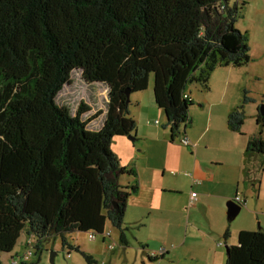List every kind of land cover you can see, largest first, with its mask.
Returning <instances> with one entry per match:
<instances>
[{"label":"trees","instance_id":"16d2710c","mask_svg":"<svg viewBox=\"0 0 264 264\" xmlns=\"http://www.w3.org/2000/svg\"><path fill=\"white\" fill-rule=\"evenodd\" d=\"M247 3L0 0V230L25 228L37 238L36 252L54 234L63 247L77 251L66 233L102 234L112 226L120 244L128 246L123 217L137 187L123 183L133 171L111 149L114 137L133 135L137 128L125 91H143L152 79L164 127L176 138L191 122L189 85L207 91L217 67L250 61L248 34L235 25ZM76 69L85 82L107 88L97 129L88 122L102 111L84 119L89 106L83 101L74 115L57 103ZM247 92L243 89L240 104L227 114L231 131L241 132L245 105L252 101ZM259 106L256 123L262 129ZM261 132L249 137L243 152L246 185L264 166ZM229 236L226 229L223 239ZM246 252L248 264H264L263 230L252 233ZM225 264H231L229 255Z\"/></svg>","mask_w":264,"mask_h":264},{"label":"crops","instance_id":"0c3cea01","mask_svg":"<svg viewBox=\"0 0 264 264\" xmlns=\"http://www.w3.org/2000/svg\"><path fill=\"white\" fill-rule=\"evenodd\" d=\"M238 68L217 67L212 72V99L197 93L196 85L188 88L190 97L196 99H193L191 108V122L173 140L169 128L164 127L165 115L160 108L149 103L148 95L147 101H144L142 93L131 95L135 108L144 102L149 106L145 113L140 109L130 110V115L137 122L133 134L135 140L116 136L111 149L120 163L133 171L123 179V183H133L137 187L128 198L123 227L147 229V234L137 236V242L148 258L149 249L164 246L166 252L159 259H164L165 264L173 263L181 249L186 247L187 236L190 235L188 254L206 258L211 264H225L228 255L231 264H248L246 246L250 237L256 230L264 231V166L247 185L242 173L243 152L249 137L260 130L264 136V130L256 123L258 99L250 96L252 101L245 105L247 113L255 110L252 112L253 123L245 121L240 133L231 131L226 124L227 114L240 104L242 98L245 75H240L243 72ZM237 75L238 80L233 81ZM151 88L153 90V83L149 82L148 90ZM103 116L104 111L102 120ZM182 137L188 138L189 145L181 143ZM191 192L196 193V199L190 204ZM179 194L185 195L188 202L180 203ZM237 195L244 200L239 204L242 209L239 213L250 219L239 228L231 224L233 219L228 220L226 216L227 201L234 200ZM185 203L186 211H190L188 218L192 217L194 222L181 241V234L175 236L171 228V214L175 211L181 214L177 223L179 230L185 221ZM226 229L230 231L229 238L215 245L213 236H220ZM102 241L105 240L102 238ZM222 244L228 249L225 252L220 247Z\"/></svg>","mask_w":264,"mask_h":264},{"label":"rangeland","instance_id":"374dc122","mask_svg":"<svg viewBox=\"0 0 264 264\" xmlns=\"http://www.w3.org/2000/svg\"><path fill=\"white\" fill-rule=\"evenodd\" d=\"M235 25L238 30L248 34L250 44V61L246 65L238 68L243 72V74L240 75H245L242 81L244 84L243 89L248 91L247 94L249 96L257 98L259 102L258 105H260L264 94V0H248V3L243 7L241 16L237 19ZM238 78V75L235 76L233 81L238 80ZM70 80V83L65 84L57 94L56 99L59 105L67 106L74 115L83 101L89 106L88 111L83 114L84 119L93 116L96 111H105L107 90L104 84L85 82L82 80L81 71L78 69L71 72ZM210 81L207 91H202L195 83H191L189 87L196 85V87H198L197 90H199L197 93L203 96L206 94L208 98L210 97L212 99V97L214 98V92L212 91L213 89H211ZM151 82L153 83L152 79L150 80V83ZM243 89L241 93H243ZM152 91V88L151 90L146 88L138 92V94L142 93L144 95V101H147L146 97L148 95L149 103L158 108L155 104ZM136 93L133 95L135 96ZM131 95L132 94H130L131 104L129 105V114L131 109L132 111H139L140 109V112L145 113L149 106L148 102H144L142 105L135 108L131 100ZM159 110L162 112V115H164L163 110ZM252 112L254 113L255 110L248 111V113L245 110V121L249 120V123H253ZM101 120L102 113L98 118L89 121L88 127L92 129L99 128ZM262 129L264 130V127H262ZM179 202L182 204L188 202L185 195L179 194ZM186 203L184 207L186 213L185 221L179 230H177V223L181 219V214L179 211L172 212L171 214V228L174 230L175 236L181 234V241L186 238V234L190 232L191 225L194 222L192 217H190V219L188 218L190 211H186ZM248 221H250V219L247 218L246 214L239 213L231 221V224L233 223L237 226L236 228H239ZM107 229L111 233L112 240L116 243L112 250L106 248V243L110 240L107 238L105 241H102L103 236L101 234H95L94 238H89L88 234L90 232L74 231L66 233L65 237L72 245L78 246L79 250H69L67 247H63L61 244V236L54 234L42 241V248L39 252H36L35 249L37 238L33 235H27L25 228H11L9 231L0 230V244L8 246V248L0 250V262L2 264H9L13 259H17L19 262L26 261L30 264H165L164 259H159L158 257L157 260H149V258L141 252L140 244L137 242V236H140L142 233L147 234V229L133 230L128 227L125 230L128 239V246L126 247H123L119 242V230L117 228L108 226ZM222 236L223 233L220 236L214 235L212 239L213 243L216 245V242L224 241ZM188 239H190V235L187 236L186 247L181 249L180 255L170 264H211V262L206 261V258L199 259L192 254H188L190 253ZM220 247H223L225 252L226 247L224 244ZM164 248L166 249V247ZM149 251L150 249L147 251V255ZM25 254L28 257L26 260L23 258ZM86 256L92 257L94 261L89 263ZM51 258H53V263L50 261Z\"/></svg>","mask_w":264,"mask_h":264},{"label":"built area","instance_id":"2783aa9c","mask_svg":"<svg viewBox=\"0 0 264 264\" xmlns=\"http://www.w3.org/2000/svg\"><path fill=\"white\" fill-rule=\"evenodd\" d=\"M155 122H157V121H155ZM181 143L184 144V145H189L188 138L187 137H182ZM190 197H191V200H190V204H191L196 199V193L195 192H191L190 193ZM234 201L236 203L240 204V205L243 204V202H244V200L241 199L240 196H238V195L234 198ZM101 235L103 236V240H106L107 238L110 240V241H108L106 243V248L109 249V250L114 249L116 243L114 242V240H112L110 231L105 230ZM94 236H95V233H89L88 234L89 238H94ZM219 244H220V242H219ZM165 252H166V249L163 246H161V247H159L157 249H150V251L148 252V256L153 257V258L154 257H159V256L163 255ZM23 258L26 260L28 257L25 254V255H23Z\"/></svg>","mask_w":264,"mask_h":264},{"label":"water","instance_id":"95a60500","mask_svg":"<svg viewBox=\"0 0 264 264\" xmlns=\"http://www.w3.org/2000/svg\"><path fill=\"white\" fill-rule=\"evenodd\" d=\"M125 93H126L127 101H130V93H129V91L126 90ZM259 112L262 115H264V94H263L262 102H261V104L259 106ZM165 118H166V116H165ZM127 137L131 141L135 140V138H136L135 135H131V134L127 135ZM226 207H227L226 216H227L228 220L234 219L237 216V214L239 213L240 209H241V206L239 204H237L233 199H230V200L227 201ZM50 261H51V263H53V258H51Z\"/></svg>","mask_w":264,"mask_h":264}]
</instances>
